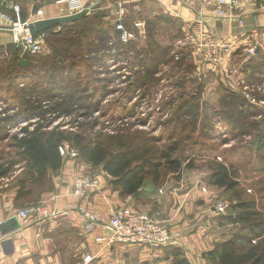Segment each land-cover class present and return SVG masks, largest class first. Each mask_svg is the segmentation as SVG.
<instances>
[{"label":"trees","instance_id":"1","mask_svg":"<svg viewBox=\"0 0 264 264\" xmlns=\"http://www.w3.org/2000/svg\"><path fill=\"white\" fill-rule=\"evenodd\" d=\"M3 6L0 5L2 11ZM99 7L100 5L90 10L91 12L79 21L62 25L59 30L54 28L44 32L45 46L53 51L52 56H44L41 53L22 55L13 45L7 48L10 51V61L5 68L0 67V95L13 101L3 108L0 107V142L13 140L11 147L16 150L19 161L4 162L2 157L0 178L7 177L17 162L24 163L25 171L23 177L18 180L14 197L18 202L28 194V183L51 178L50 174L62 168L64 160L59 147L64 142L78 148L80 160L100 166L113 179L110 187L120 190L122 195L138 196L145 184L144 176L148 174L158 180L161 170H170L172 173L180 171V162L173 158L178 150L175 140L165 149H158L156 144L159 140L141 133L131 134L125 131L131 130V127L117 130L115 135L110 137L106 133L103 134L102 127L90 136L92 130L97 127V118L91 127H84V123L77 120H91L94 113L104 109L96 100L95 94L98 91L88 92L87 87L81 85L84 80H81L80 73L73 78L74 69L78 66L77 68L83 71L79 65L88 62L89 55L97 56L106 48L109 39L107 33L99 34V31L93 28L86 33L81 28H86L95 20V16L90 14L98 11L96 9ZM20 17L25 21L23 12ZM165 20L170 18L156 16L145 20L144 37L148 41L146 49L150 48L151 51L149 61L139 59L147 51L144 50L143 53L137 49L139 42H136V36L141 35L137 27L130 28V21L122 18L124 29L127 32L133 31L132 39L125 44L117 30L113 29V37L110 39L113 42H108L111 45L107 47V51L121 50L124 55L126 52L124 61L129 58V61L140 69L144 67L141 71L134 72L130 78L124 79L127 84L125 93L141 92L144 88L153 87L150 80L158 73L159 66L174 59L171 46H162L157 39L153 40L156 23H164ZM134 39L135 41H132ZM86 47L90 49L84 52ZM2 48L0 47V50ZM187 51L191 53L190 49L185 50ZM115 56L118 54L108 55L113 60ZM96 60L101 64V58ZM262 69L258 66L256 72L261 74ZM252 74L248 76L249 80L255 79ZM103 82L110 83L100 80L95 83ZM256 98L258 101H264V96ZM160 110H171L170 116L158 125L169 133L171 139L180 133L188 131L192 135L198 130L199 137L207 139L214 136L219 125L237 137H250L254 133L260 136L264 126L263 122L255 120L259 116L255 105H251L241 94L228 89L224 90L218 107L213 108L211 113L202 112L198 94L179 95L177 100L163 104ZM65 119L73 123V131H61L58 126L60 124L52 126ZM22 120L27 122L20 130L22 136L18 137L19 133L10 135V130ZM147 120L148 118L141 121L147 123ZM106 142L116 150L109 152ZM214 167L208 176L207 185L220 188L222 192L238 187V183L233 180L235 173L232 166L221 163ZM257 206L254 199H239L233 206L239 213L232 223H240L241 227L231 238L217 242L211 250L203 253L202 258L211 264H264V216L257 211ZM159 250L163 254L159 260L162 264H189L182 247L168 246ZM159 262L156 261L155 264Z\"/></svg>","mask_w":264,"mask_h":264},{"label":"rangeland","instance_id":"2","mask_svg":"<svg viewBox=\"0 0 264 264\" xmlns=\"http://www.w3.org/2000/svg\"><path fill=\"white\" fill-rule=\"evenodd\" d=\"M185 1L187 0H184V2ZM201 1L203 3V0ZM251 1L260 2L264 6V0ZM33 2L34 0H2L0 1V5H4L2 8L4 9L3 12L10 16H13L14 7H18L19 13L23 12V15L26 16L28 7L32 5ZM214 3L215 8L213 7V13L216 12L217 9L216 0H214ZM242 4L243 2L240 3L238 7L240 9L239 11L242 9ZM105 5L113 4L106 3ZM35 7L36 6L33 8L35 9ZM203 7H206V5H203ZM112 8L98 10L93 14L91 13L90 15L95 16V20L87 25L86 28L81 27L86 33L90 32L92 28L99 31V34L107 33L109 39L104 50H101L97 56L96 54L89 55L90 60L79 65L83 71L77 68L78 66L74 69L75 74H73V78L80 73L82 77L81 80H84L81 85L87 87L90 93L97 90L98 93L95 94L96 100L99 101L102 108H104L94 113V118L91 120H81V118L77 120L83 122L84 127H91L93 126L94 119L97 118L95 124L97 127L92 130V133L89 134L90 136L98 132L102 127L103 134L106 133L108 137L115 135L117 130L131 127V130L125 131L131 132V134L141 133L159 140L156 144L158 149H165L170 146L174 140L177 141L178 150L173 155V158L180 162V171L178 173H172L170 170L168 172L161 170L158 180H155L151 174L144 176L145 184L140 190L139 195L134 198L135 205H137L135 211L147 213V211L149 212L154 209L153 207L158 204V201L163 205L170 204L178 195L189 197L191 191L198 190L201 187L199 190L204 197L205 207L201 210L196 209V200L190 201L186 199L184 205L187 206L185 207L183 204L179 205V207H177L179 209L178 212H182V209H184V214H197L198 217L201 218H195V222L191 224L193 225L191 227H202L203 222L205 224L207 222L208 226L205 225V233L214 235L215 239H217L218 235L220 242L231 238L233 233L241 227L240 223H232V221L236 220L239 213V210L233 208L239 199H254L258 205L257 211L264 216V126L262 135L260 136L254 133L253 136L250 137H237L228 130L222 129V126L219 125L214 136L207 139H201V137H199V130L192 133V135L191 133L189 134L188 131L185 133L183 132L175 135L174 138L171 139L169 133L158 126L161 121H164L170 116L171 110L161 112L160 108L169 101L177 100L179 95L190 96L198 94L199 104L202 105V112L211 113L213 108L218 107L219 99L223 95L224 90L228 89L241 94L251 105H255L259 112V116H257L255 120L257 122H263L264 124V101H258L256 98L264 96V27L260 28L258 33L254 34L256 38H250V41L246 44L248 46L245 45L243 51H241L242 49L240 50L241 52H236L237 50L235 52L232 51L230 55L227 53L221 63H211L207 60L205 53L202 54L200 60H198L197 57L198 62H195L192 56L194 53L192 51L191 53L189 51H181L180 54L176 56L175 47L171 46V53L174 59L159 66L158 73L153 76V80H150V84L154 86L144 88L141 92L125 93L127 84L124 83V79L130 78L134 72L141 71L144 67L140 69L136 64L134 65L133 62L131 63L129 58L124 61L127 55L126 52L124 55L121 50L115 51V49H110L107 51V47L111 45L108 44V42L112 41L110 39L113 37V29H116L120 21L119 19H122L124 16V10L121 7L119 10H113ZM192 8L197 9V6L194 7L193 5ZM121 9L123 10V14H120ZM232 11L235 13V11L231 9V6L224 7V16L218 18L216 13H214L215 16L213 17L214 20L212 23L216 26V20L226 21L232 19ZM236 13L239 14L238 11ZM149 17L150 16L143 15L133 20H126L130 21V28L135 26V22H137V24L141 23V28L144 22L145 28V20ZM19 18L21 19L20 15ZM198 21L204 24L203 28H205L215 40L229 42L228 39L222 37L218 31H211L206 23L203 22L201 16L196 19L194 26L184 23V31L181 29L182 26L180 21L171 24L157 22L154 29L153 40L157 39L162 46H167V43L170 41L167 37L169 36L173 38L172 42L175 44L185 33L192 32L196 29ZM55 29L59 30L60 28L57 27ZM4 32L12 35L13 40V33L11 31L6 30ZM128 32L132 33L133 31L130 30ZM144 36V34L136 36V42H139L137 44V49H139V52L143 51V53L147 51V53L141 55L139 59L144 58L149 61L151 51H149L150 48L146 49L148 41ZM166 40L168 42H164ZM132 41H135V39ZM85 42L86 40L83 45ZM45 43L44 41L40 53L44 56H52L53 51L45 46ZM173 43L171 45H173ZM10 45H13V41ZM10 45L0 46L3 47L2 50H0V67L5 68L10 61V51L7 49ZM248 47L249 49L251 47L254 48V51L249 53L247 51ZM140 48H142V50H140ZM89 49V47H86L84 52ZM84 52L82 51V53ZM110 54L113 56L118 54V56H115V60H113L108 57ZM100 58L102 59L101 64L96 60ZM207 64L213 65L214 67L210 68V70H206L205 65ZM258 66L263 68L261 74L256 72V67ZM251 73H253L254 80L248 79ZM99 80L110 81V83L103 82L96 84L95 82ZM7 98V96L3 98L0 95V107L3 108L6 104H10L11 101H13L12 99L7 100ZM147 118V123L141 121ZM26 123L27 122L24 120L20 121L16 127L10 130V135L19 133L18 137L22 136L20 130L25 127ZM56 125L60 127L61 131L74 130L73 123L68 119L59 120L52 126ZM255 142L257 144H254ZM11 145H13V140L11 139L0 142V159L3 157L4 162L6 160L19 161L16 156V150H14ZM68 145L70 146L69 143ZM106 145L109 152H114L116 150L113 145L107 142ZM71 149L75 150L76 156L71 155ZM77 149L78 148L74 145L70 146L68 152L62 155L64 162L66 163L74 159L76 166L82 167L76 175L96 176L104 185L110 186V182L113 179L104 172L100 166H94L80 160ZM221 163L229 167L232 166L234 169L235 176H233V180L238 183V187L234 190L222 192L220 188L211 187L209 185L206 186L208 176L212 172V169L215 168L214 165H219ZM23 166V162H17V164L12 167L7 177L0 178L1 205L8 203L11 195L16 194L18 180L23 177L25 171ZM51 179L47 177L45 180L35 181L33 184L28 183L26 188V190L29 189L28 194L24 195L19 202L14 199L16 205L25 207L57 194L53 193L54 183L52 181L53 179ZM55 187L57 188L56 185ZM26 190L24 191L26 192ZM220 202H227L229 206L225 211L218 213L214 210V207ZM211 207H213L216 214H212L211 211H209ZM149 214L152 215L153 213ZM152 216L160 220L154 214ZM35 221L41 222L43 225L58 223L59 227H67L66 229H72L73 232H76V230L81 232L75 227L72 228V224L65 219ZM164 222L168 226V222ZM179 231L183 240V236L188 232L186 225H184V229L180 228ZM50 232L55 236L50 250L54 251L57 249L59 251H65L66 248H74L75 243L73 241V236L69 235L65 237V235H58V233H54L53 231ZM82 256L78 257L82 259Z\"/></svg>","mask_w":264,"mask_h":264},{"label":"crops","instance_id":"3","mask_svg":"<svg viewBox=\"0 0 264 264\" xmlns=\"http://www.w3.org/2000/svg\"><path fill=\"white\" fill-rule=\"evenodd\" d=\"M63 1L65 0H34L32 5L28 7L25 21L31 23L38 20L68 16L69 14ZM94 1L96 0H84V3L89 6ZM106 3H112L113 5H105ZM193 5L194 7L197 6V9H193ZM203 5H206V7H203ZM34 6L37 8L36 11H34ZM120 7L124 10V19L133 20L143 15L150 16L147 19L161 16L164 19L170 18V20H165L164 24L180 21L182 31H184V23L194 26L196 19L201 16L203 22L206 23L211 31H218L222 37L234 43V52L236 50V52L243 51V47L250 41V38H256L254 34L264 27V6L260 2H243L241 11L233 9L235 13L232 11V19L226 21L216 20L217 27L212 23L215 16V12L213 13L215 8L214 0H203V3L201 0H187L185 2L184 0H109L100 5L96 10L108 8L119 10ZM237 11L239 14L236 13ZM239 19L243 21L242 25L238 24L237 21ZM140 24L135 22L134 25L141 34L145 35L144 22L142 23V28ZM167 37L170 40L169 42L167 40L164 41L168 42L167 46H174L172 42L173 38ZM12 41V35L0 31V46L10 45ZM172 43L173 45H171ZM192 56L195 62H198L195 54ZM195 62L193 61L194 64ZM205 67L206 70H210L214 66L207 64ZM79 169H82V167L76 166L73 159L66 163L64 162L62 168L56 173L50 174L49 177L53 179L50 178L54 183L53 193H66L69 191L72 186L73 177L78 173ZM199 189L191 191L189 197L185 195L175 196L176 199L172 200L170 204L163 205L158 201L153 210L147 211L148 214L153 213L158 219L167 221L171 231H177L180 228L184 229V225H186L188 232L186 231L187 234L183 236L182 249L183 252L185 250V256L189 264H207L208 262L202 258V254L211 250L220 241L218 235L217 239H215L214 235L205 233V225L208 226L207 222L206 224L203 222L202 227H191L193 226L191 224L195 222V218L198 217L197 214H184V209H182V212H178L179 209L177 207L182 204L184 205L186 199L190 201L196 200V209L201 210L205 207L204 197ZM14 197L15 195H11L9 199L10 204L12 202V207L15 210L22 208L16 205ZM134 198L133 195H122L120 190H113L109 185H104L101 182L100 191H93L86 199L73 197L70 201L83 203L89 209L107 215L111 209L134 208L135 210L137 205H135ZM184 206L186 207L187 205ZM209 211L212 214H216L213 207ZM10 215L2 214L0 216V223L7 221L11 217ZM71 227L73 228L74 226L72 225ZM66 228L59 227L58 223L43 225L34 219L19 222L18 229L3 236L0 242V264H77L81 260L78 256L86 255L87 253L98 254L96 264H155L163 256L162 251L159 249H150L141 245L122 244L110 245L98 253L99 249L103 247V245L96 242V239L101 235L99 232L87 234L78 227L75 228L79 229L82 233L77 230L73 232L72 229ZM50 231L58 233V235H65V237L69 235L73 236L74 248H66L65 251L50 250L55 237ZM159 264L162 263L159 262Z\"/></svg>","mask_w":264,"mask_h":264},{"label":"built area","instance_id":"4","mask_svg":"<svg viewBox=\"0 0 264 264\" xmlns=\"http://www.w3.org/2000/svg\"><path fill=\"white\" fill-rule=\"evenodd\" d=\"M251 0H216V16H224L223 8L231 6L238 9L240 3ZM69 15L78 14L87 8L84 0H65ZM120 14H123L121 9ZM14 17L3 12L0 8V31L9 30L13 33V46L18 48L22 55L39 54L45 41V34L41 33L32 37L27 29L30 22H22L19 18L18 7H14ZM116 27L121 32L120 39L123 43L132 39L133 35L127 32L119 19ZM242 25L243 21L238 20ZM201 21L192 32H187L182 38L175 42V54L181 51L191 50L195 57L200 60L205 53L207 60L211 63H221L227 53L234 51V43L215 40L205 28ZM249 49V47H248ZM247 51L252 53L254 48ZM70 146L63 143L59 147L60 154L68 152ZM72 156H76L75 150L71 149ZM101 190V180L91 175H76L73 177L72 186L66 193H57L49 198L42 199L36 203L29 204L20 209H14L10 202L0 204V216L2 214L16 217L19 222L29 220H68L74 227H78L84 233L91 234L99 232L101 235L96 239L97 243L103 245L99 252L105 247L113 244L141 245L150 249H161L168 246L182 247V238L179 230L171 231L164 221H160L145 212H137L133 209H111L107 215H103L89 209L83 203L70 201L71 198H87L93 191ZM227 202H220L214 210L218 213L228 208ZM9 217V218H11ZM1 222V221H0ZM3 236L0 234V242ZM98 254L87 253L77 264H96Z\"/></svg>","mask_w":264,"mask_h":264},{"label":"water","instance_id":"5","mask_svg":"<svg viewBox=\"0 0 264 264\" xmlns=\"http://www.w3.org/2000/svg\"><path fill=\"white\" fill-rule=\"evenodd\" d=\"M107 0H96L83 11L78 14L68 15L59 18H50L45 20H38L35 22L28 23L27 29L32 37L37 36L41 33L49 31L51 29L60 27L65 24L74 23L85 17L90 10L96 8ZM118 35H121L120 31H117ZM24 65V62H21ZM19 227V222L16 217H11L7 221L0 223V233L5 236L15 231Z\"/></svg>","mask_w":264,"mask_h":264}]
</instances>
